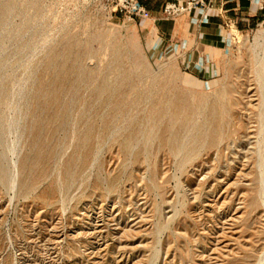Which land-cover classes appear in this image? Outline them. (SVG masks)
<instances>
[{
	"label": "rangeland",
	"instance_id": "374dc122",
	"mask_svg": "<svg viewBox=\"0 0 264 264\" xmlns=\"http://www.w3.org/2000/svg\"><path fill=\"white\" fill-rule=\"evenodd\" d=\"M118 1L0 0V264H264V15L191 64Z\"/></svg>",
	"mask_w": 264,
	"mask_h": 264
},
{
	"label": "crops",
	"instance_id": "0c3cea01",
	"mask_svg": "<svg viewBox=\"0 0 264 264\" xmlns=\"http://www.w3.org/2000/svg\"><path fill=\"white\" fill-rule=\"evenodd\" d=\"M158 19L157 29L176 40V52H190L189 63L202 61L206 47L219 48L220 27H254L264 15V0H214L212 6L198 8L175 18H163L161 9L168 0H139ZM200 12H197L199 11ZM163 33V32H162ZM164 33V34H165ZM199 58V59H198ZM196 65V64H195Z\"/></svg>",
	"mask_w": 264,
	"mask_h": 264
},
{
	"label": "built area",
	"instance_id": "2783aa9c",
	"mask_svg": "<svg viewBox=\"0 0 264 264\" xmlns=\"http://www.w3.org/2000/svg\"><path fill=\"white\" fill-rule=\"evenodd\" d=\"M212 0H174L167 2L161 9L163 16L175 18L184 14L191 13L198 8H206ZM116 11H120L128 16L130 20L135 18L149 19L153 13L139 0H119Z\"/></svg>",
	"mask_w": 264,
	"mask_h": 264
},
{
	"label": "bare ground",
	"instance_id": "6f19581e",
	"mask_svg": "<svg viewBox=\"0 0 264 264\" xmlns=\"http://www.w3.org/2000/svg\"><path fill=\"white\" fill-rule=\"evenodd\" d=\"M207 107V106H206ZM110 117V116H109ZM47 122V121H46ZM132 138V137H131ZM178 138V137H177ZM123 139V138H122ZM48 149V148H47Z\"/></svg>",
	"mask_w": 264,
	"mask_h": 264
}]
</instances>
